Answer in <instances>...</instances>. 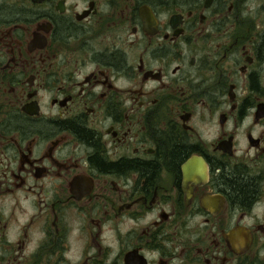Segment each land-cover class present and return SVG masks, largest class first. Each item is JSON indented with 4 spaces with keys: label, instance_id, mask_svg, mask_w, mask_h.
Here are the masks:
<instances>
[{
    "label": "flooded vegetation",
    "instance_id": "obj_1",
    "mask_svg": "<svg viewBox=\"0 0 264 264\" xmlns=\"http://www.w3.org/2000/svg\"><path fill=\"white\" fill-rule=\"evenodd\" d=\"M0 264H264V0H0Z\"/></svg>",
    "mask_w": 264,
    "mask_h": 264
}]
</instances>
